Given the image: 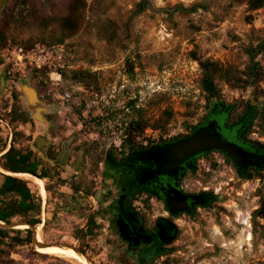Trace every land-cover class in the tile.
Masks as SVG:
<instances>
[{
    "label": "rangeland",
    "instance_id": "rangeland-1",
    "mask_svg": "<svg viewBox=\"0 0 264 264\" xmlns=\"http://www.w3.org/2000/svg\"><path fill=\"white\" fill-rule=\"evenodd\" d=\"M67 2L32 0L44 12L56 11ZM85 2L77 32L55 43L59 36L56 24L45 27L21 19L19 6L12 7V0L4 1L0 26L6 20L10 22L7 42L0 50V136L7 143L6 150L16 126L22 137L19 146L28 145L44 158L43 167L49 174L34 181L33 175L10 173L1 167L0 171L25 179L39 195L40 222L34 225L37 242L40 237L44 242H66L77 247L84 244L85 253L95 264H116L119 255L101 225L94 238L80 239L75 234L93 213L85 192L78 190H89L93 182L99 186L102 181V187L106 184L98 162L107 149L121 146L123 122L132 114L126 102L135 99V105L142 107L151 121L162 107L169 106L174 115L163 137L188 133L208 111L199 87L201 70L191 52L243 69L248 61L245 48L263 36L264 7L249 10L245 3L232 0ZM140 2L143 7H139ZM27 40L33 44L27 47ZM42 40L48 44H42ZM13 46H21L29 56L40 55V67L30 64L28 58L23 65H14L10 54ZM257 58L264 70V52ZM126 59L133 62V73L126 72ZM72 69L88 70L96 79L89 85L75 82L70 79ZM22 83L36 90V106L43 108V122L32 118L34 104L28 103ZM259 85L264 90V73ZM217 86L224 102L237 105L234 114L240 112L242 103L256 100L253 88L231 87L222 80ZM15 97L31 121H9L7 114ZM220 123H224L222 118ZM219 133L240 142L237 129L222 127ZM159 134L158 129L148 126L143 136L156 139ZM37 137L45 139L41 146L36 145ZM247 138L264 145L263 118L255 119ZM63 147L67 152L62 162L53 163L44 157L45 153L59 156ZM223 159L220 152L211 150L196 161V171L188 174L186 183L218 190L215 193L220 197L197 208L194 214L182 216L172 253L156 264H264V220L252 219L260 192H264V170L261 177L244 179ZM75 186L78 189L73 190ZM17 221L23 220L14 218L12 222ZM15 228L24 235L27 226L19 224ZM38 246L32 241L18 245L1 256L0 264H77L51 253L57 250L90 264L70 247L46 245L47 253Z\"/></svg>",
    "mask_w": 264,
    "mask_h": 264
},
{
    "label": "trees",
    "instance_id": "trees-1",
    "mask_svg": "<svg viewBox=\"0 0 264 264\" xmlns=\"http://www.w3.org/2000/svg\"><path fill=\"white\" fill-rule=\"evenodd\" d=\"M232 1L235 3H245L249 10H256L264 7V0ZM139 5V7H143L141 2ZM15 6H19L20 8L19 18H26L35 24L45 27L52 23L56 24L59 36L53 41H55V43H62L65 38L73 36L79 29L81 25L82 10L85 8L86 2L85 0H68L63 7L50 12L42 11L32 3V0H12V7ZM190 10L193 11L195 8L191 7ZM9 22L10 20H6L4 26H0V50L6 44L8 39L6 29ZM112 33H116L115 29ZM41 43L46 45L48 44L43 40ZM32 44L33 43H31L30 40L25 42L27 47ZM263 52L264 28L261 40L255 44H249L245 48L248 61L243 69H238L236 66L231 64L222 65L216 60L201 58L195 52H191V57L197 61L201 70L199 87L204 94L208 111L196 125L189 128L188 133H190V131L195 127L205 124L208 120L210 121L213 116L217 115L219 120L222 118L224 121L222 124L223 128L237 129L238 136L243 138L247 145L251 144V146L255 149L264 151V145L260 141L247 138V133L255 119H264V90H262L259 85V82L263 77L264 70L257 58V56ZM125 64L127 68L126 72L133 73V62L126 59ZM70 79L75 82L89 85L92 81H95L96 78L95 75L88 70L72 69L70 70ZM218 80H222L231 87L244 89L253 88L256 98L255 102L253 104L249 102H244V104L242 103L240 105V112L234 114L237 105L224 102L217 86ZM135 102V99H130L126 102V106L131 108L132 114L123 122L124 126L122 132L124 137L120 146L121 152L137 153L142 148L150 146L154 142L169 139L163 137V133L166 131L167 125L174 115L173 109L169 106L162 107L158 116L151 121L145 117L143 108L136 106ZM20 107L18 98L15 97L7 114L10 122L24 124L31 121V118L27 114L26 110H22ZM148 126L160 131V134L156 139L145 138L143 136L144 130ZM188 133L176 135L172 138L179 139L189 135ZM20 135L21 133L16 130L15 126V128H13L9 147L6 150L5 148L7 147V143L5 139L0 136V167L8 172H21L29 176L34 175L32 177L42 180L39 177L49 174L46 168L44 169L43 167L46 165V162L44 158L39 156V154H37L28 145L19 146V141L22 139V137H19ZM214 151L220 152L223 155V158L236 168V165L233 163L232 159L226 155V153L220 150ZM209 152L210 151L202 152L201 155L205 156ZM59 156L56 154H44V157L53 163L61 162ZM47 169L49 170V167ZM261 170H264V163H262V166L250 165L238 168V174L244 179H253L262 176L260 173ZM211 202L206 206L210 205ZM39 209L40 197L29 188L25 179L0 171V221L4 223H11L13 219L16 218L17 220L26 221L34 226L40 222V219L37 216ZM96 215L97 212H93L87 217L84 226L77 231V234H75L77 237L80 239H83L86 236L94 238L98 235L100 224L96 222ZM256 218L264 220L263 191L260 192L258 206L252 212V219L254 220ZM24 231L25 234L22 235L21 230L18 228H5L0 225V258L3 254L13 251L18 245L20 246L31 243L32 229L27 227ZM78 247L83 252H86L87 246L84 244L79 243ZM57 252H59V250H57ZM72 257L75 258L74 256ZM75 259L77 260V258Z\"/></svg>",
    "mask_w": 264,
    "mask_h": 264
},
{
    "label": "flooded vegetation",
    "instance_id": "flooded-vegetation-1",
    "mask_svg": "<svg viewBox=\"0 0 264 264\" xmlns=\"http://www.w3.org/2000/svg\"><path fill=\"white\" fill-rule=\"evenodd\" d=\"M37 104L32 107L35 108ZM211 120H215L216 128L220 131L222 125L219 117L215 115ZM205 124L195 127L190 133ZM176 140L157 141L137 153L121 152L120 147L107 149L104 159L98 162L106 183L104 187L101 181L99 186L93 182L89 190H78L85 192L92 212H97L96 222L111 237L113 248L119 255L118 264L160 263L173 251L172 245L180 234L182 216H190L197 208L220 197L215 193L218 190L186 183L188 174L196 171V161L202 153L181 163L176 171L157 173L161 168L157 160L159 151L167 152ZM238 144L253 153L250 159L254 163L247 166H262L264 151L247 145L241 137ZM66 152L67 147L64 154ZM74 169H78L76 162ZM234 169L238 173V167ZM144 170L146 172L142 174ZM75 189L78 188L75 186ZM179 207L183 209H172Z\"/></svg>",
    "mask_w": 264,
    "mask_h": 264
},
{
    "label": "water",
    "instance_id": "water-1",
    "mask_svg": "<svg viewBox=\"0 0 264 264\" xmlns=\"http://www.w3.org/2000/svg\"><path fill=\"white\" fill-rule=\"evenodd\" d=\"M5 0H0V9L2 8ZM21 88L27 97L29 104H35L38 102V96L36 90L26 83H22ZM43 108L41 106H36L33 109L32 118L39 121H44L41 111ZM43 137H37L35 139L36 145L41 146L44 143ZM65 150V147H63ZM64 150L60 154V161H63L65 156ZM211 150H220L232 159L233 163L238 167H246L249 164L254 162L250 159L252 152H248L243 146L239 145L234 141L227 140L223 138L219 131L216 128L215 120H211L206 123L204 126L195 129L189 135L177 139L168 149L167 152L159 151L157 160L159 161L161 168L157 170V173H163L164 171H176V168L188 160L189 158L202 153L208 152ZM174 211L182 210L183 207L172 208ZM19 224H25L28 228L32 229V242L33 244L42 246V245H61L70 247L75 250L78 254L82 255L87 262L90 264H95L91 258L83 252L80 248L75 245L66 243V242H37L35 240V230L34 226L26 221H17L11 223H4L0 221V225L5 228H15Z\"/></svg>",
    "mask_w": 264,
    "mask_h": 264
},
{
    "label": "built area",
    "instance_id": "built-area-1",
    "mask_svg": "<svg viewBox=\"0 0 264 264\" xmlns=\"http://www.w3.org/2000/svg\"><path fill=\"white\" fill-rule=\"evenodd\" d=\"M10 54L12 63L17 66H19L20 64L23 65L26 58H28L30 64L34 63V65H36L37 67H40L41 63L43 62L40 55L36 57L29 56V54H27L21 46L11 47Z\"/></svg>",
    "mask_w": 264,
    "mask_h": 264
},
{
    "label": "bare ground",
    "instance_id": "bare-ground-1",
    "mask_svg": "<svg viewBox=\"0 0 264 264\" xmlns=\"http://www.w3.org/2000/svg\"><path fill=\"white\" fill-rule=\"evenodd\" d=\"M11 173V172H10ZM19 174H23V173H19ZM33 180L35 181H39L37 178H34L33 177ZM38 242H44L40 237L38 238ZM38 248L39 249H41V250H43V251H45V252H47V253H50L49 252V249H48V247L46 246V245H42V246H38ZM52 254H54V255H57V256H61V257H65V258H69V259H71V260H74V262H76L77 264H83V263H81L80 261H78V260H76L75 258H72L71 256L69 257V256H67V255H64V254H62V253H59V252H55V251H52L51 252Z\"/></svg>",
    "mask_w": 264,
    "mask_h": 264
},
{
    "label": "crops",
    "instance_id": "crops-1",
    "mask_svg": "<svg viewBox=\"0 0 264 264\" xmlns=\"http://www.w3.org/2000/svg\"><path fill=\"white\" fill-rule=\"evenodd\" d=\"M34 176V175H33ZM36 177V176H35Z\"/></svg>",
    "mask_w": 264,
    "mask_h": 264
}]
</instances>
